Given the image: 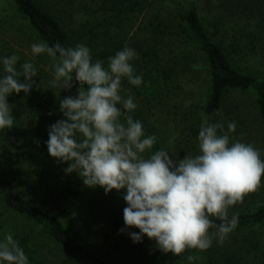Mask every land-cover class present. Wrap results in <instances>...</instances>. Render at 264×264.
<instances>
[{"label":"trees","instance_id":"trees-1","mask_svg":"<svg viewBox=\"0 0 264 264\" xmlns=\"http://www.w3.org/2000/svg\"><path fill=\"white\" fill-rule=\"evenodd\" d=\"M5 1L14 11L0 8V72L3 58L17 55L18 70L31 62L38 74L28 94L7 97L14 126L0 130V241L11 233L29 264H67L61 254L68 262L118 264L116 251L132 256L133 264H264V176L258 191L229 208V219L237 215L238 223L222 244L213 238L206 251L175 256L146 235L134 243L129 233L139 229L124 224L125 190L89 188L76 172L65 173L69 162L49 155V126L64 118L60 101L77 95L78 84L53 88L50 57L31 52L40 42L84 44L93 61L107 67L108 57L130 47L139 57L130 63L143 82L122 79L119 94L137 105L131 115L145 135L157 137L153 152L167 151L155 131L158 121L172 123L179 159L199 154L201 124L222 123L227 131L235 122L230 144H252L264 160V66L251 65L264 59V0L209 1L206 22L192 0ZM205 75L203 100H194ZM117 107L124 121L122 104ZM188 255L198 259L189 262Z\"/></svg>","mask_w":264,"mask_h":264},{"label":"clouds","instance_id":"clouds-1","mask_svg":"<svg viewBox=\"0 0 264 264\" xmlns=\"http://www.w3.org/2000/svg\"><path fill=\"white\" fill-rule=\"evenodd\" d=\"M31 52L50 57L53 88L70 90L74 81L78 84L77 95L60 101L64 118L49 126V155L58 163L69 162L65 173L76 172L89 188L102 187L105 194L125 190L124 224L139 229L129 233L134 243L146 235L163 253L181 256L188 249L206 251L213 238L224 242L238 223L237 215L229 219V208L258 191L264 176L260 150L240 141L230 144L235 122L227 125V131L222 123L201 124L199 154L175 160L163 148L152 151L157 137L145 135L142 122L131 115L137 105L119 94L122 79L135 86L143 82L130 63L139 58L134 49L117 51L108 57L107 67L102 60L93 61L84 44L66 48L40 42L31 45ZM18 60L17 55L2 60L0 130L14 126L7 97L21 91L28 94L36 84L34 65L25 62L18 70ZM118 104L123 106L124 121ZM213 228L216 231L210 232ZM186 259L192 262L198 257ZM0 262L29 264L11 233L0 241Z\"/></svg>","mask_w":264,"mask_h":264},{"label":"rangeland","instance_id":"rangeland-1","mask_svg":"<svg viewBox=\"0 0 264 264\" xmlns=\"http://www.w3.org/2000/svg\"><path fill=\"white\" fill-rule=\"evenodd\" d=\"M166 1H176V2H182L185 3L187 1L190 0H166ZM195 5L198 8L199 14L202 17V21L206 22L210 16V8L209 7V1H216V0H192ZM0 8H2L4 10L5 13L7 14H12L14 11V8L12 7V4H10L9 2L5 1V0H0ZM215 10V8L213 9ZM209 11V12H208ZM252 66L254 67H263L264 66V59H260L257 61H254L251 63ZM204 70V68H202ZM200 76H201V72H200ZM206 82H207V76L205 75V81L204 78L203 80L198 81L197 86L195 84L194 81L191 82L192 84V88L196 87H200V92L197 91L196 94L194 92V94L192 95V98L194 97V100H198L202 101L203 97H204V92H205V88H206ZM203 86V87H202ZM194 91V90H193ZM172 123L170 122H164V121H158L155 124V131L156 133L159 135L161 141L164 143L167 151L169 152V154L171 155V157L175 160H179V155L178 152L176 151V144H175V136H176V131L175 129L171 126ZM227 239V238H226ZM105 250L100 249V252H104ZM111 251V250H110ZM115 258L118 261V264H133L134 260L132 256L126 255L125 253H123L122 251H116L115 252ZM61 257L66 261L67 264H82L78 261H72L69 260V262L67 261V257L64 254H61ZM178 258V257H177Z\"/></svg>","mask_w":264,"mask_h":264}]
</instances>
